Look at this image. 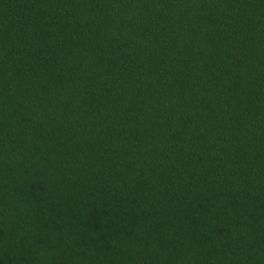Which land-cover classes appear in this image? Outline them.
<instances>
[{
	"label": "trees",
	"instance_id": "trees-1",
	"mask_svg": "<svg viewBox=\"0 0 264 264\" xmlns=\"http://www.w3.org/2000/svg\"><path fill=\"white\" fill-rule=\"evenodd\" d=\"M0 264H264V0H0Z\"/></svg>",
	"mask_w": 264,
	"mask_h": 264
}]
</instances>
